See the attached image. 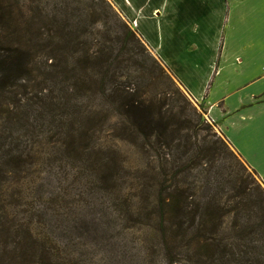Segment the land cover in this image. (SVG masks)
Here are the masks:
<instances>
[{
  "label": "trees",
  "instance_id": "16d2710c",
  "mask_svg": "<svg viewBox=\"0 0 264 264\" xmlns=\"http://www.w3.org/2000/svg\"><path fill=\"white\" fill-rule=\"evenodd\" d=\"M24 1L0 0V116L14 135L24 133L18 144L7 125L0 131V188L5 175L19 188V162L35 157L33 126L21 123L32 105L17 99L36 96L45 144L74 162L78 176L111 186L115 173L132 172L125 151L139 157L127 213L133 224L158 223L168 264H264L263 185L249 180V165L111 3L53 0L48 9ZM11 214L0 209V264H93L89 253L60 246L33 222L17 225ZM31 214L42 221L47 212Z\"/></svg>",
  "mask_w": 264,
  "mask_h": 264
},
{
  "label": "crops",
  "instance_id": "0c3cea01",
  "mask_svg": "<svg viewBox=\"0 0 264 264\" xmlns=\"http://www.w3.org/2000/svg\"><path fill=\"white\" fill-rule=\"evenodd\" d=\"M264 185V0H108Z\"/></svg>",
  "mask_w": 264,
  "mask_h": 264
},
{
  "label": "rangeland",
  "instance_id": "374dc122",
  "mask_svg": "<svg viewBox=\"0 0 264 264\" xmlns=\"http://www.w3.org/2000/svg\"><path fill=\"white\" fill-rule=\"evenodd\" d=\"M24 2L28 6L36 5V3L30 4L32 0ZM43 2L45 8L50 9L54 6L53 0H43ZM42 33L48 34L45 31ZM146 47L149 53L148 57L157 61L169 75L173 76L167 66L155 55L153 49ZM42 54V52L39 53L41 58L38 59V67L42 66L40 65V63L42 64ZM147 64L150 68L152 67V62L148 61ZM42 69H44L43 66ZM131 71L134 74V71ZM152 72L156 75L159 73L157 70ZM121 73L125 76L131 75L130 70H122ZM135 74L137 75V73ZM35 75L40 81L41 77L38 75V71L35 72ZM177 83L194 107L201 106L193 100L179 81ZM31 93L34 91L31 90ZM31 96L28 100L25 95H22L17 99V102L25 99V105H32L31 113L23 118L21 123L23 122L25 127L30 124L33 126L34 137L29 143V148L32 149V154L35 157L24 163L19 162L21 178L15 179V182L20 181V187L15 191L9 187L8 175L3 177L0 188V209H6L7 206L12 213L11 218H14L12 221L17 225L22 222H33L37 225L40 233L51 236L54 241L59 242L60 246L64 247L68 243L71 244L70 248L72 247L74 251L80 249L82 253H89L87 259L92 258L93 264H168V255L170 254L163 244L164 236L158 230V223L154 221L150 222V225H146V222L143 221L142 224H133L127 213L131 206L129 197L132 195L130 197L132 202L135 200V187L131 188V185H136L133 172L135 170L133 169L137 168L139 157L128 150L125 151V165L127 168H131L132 172L130 175L126 171L115 173L116 177L111 186L99 181V177L90 181L87 175L80 173L78 176L74 162L65 159L60 151H55L45 144L42 131L39 128L41 121L37 118L36 112L38 100L34 98L36 96ZM201 108L204 110L203 106ZM15 115L18 116V114ZM204 116L207 118L206 114ZM8 123L6 115L0 116V131H4V127L7 125L12 129V137H15L11 141L18 143L21 139L17 140L16 137L24 136L23 130L14 135L13 127ZM112 123L107 126L112 127ZM213 131L222 136L216 127ZM202 135L206 136L207 134L204 132ZM25 140L26 137L22 138V141ZM227 160L234 159L229 156ZM241 160L244 164V160ZM238 170L243 171V168L238 165ZM246 171L245 174L250 178L249 180H255L263 185L250 166ZM22 189L23 198L18 196V192ZM118 194L120 195L119 201H116ZM120 198H127L129 201ZM39 207L47 212L42 221L39 216L37 218L31 214L33 210L37 212Z\"/></svg>",
  "mask_w": 264,
  "mask_h": 264
},
{
  "label": "built area",
  "instance_id": "2783aa9c",
  "mask_svg": "<svg viewBox=\"0 0 264 264\" xmlns=\"http://www.w3.org/2000/svg\"><path fill=\"white\" fill-rule=\"evenodd\" d=\"M209 121V120H208ZM210 122V121H209ZM211 123V122H210Z\"/></svg>",
  "mask_w": 264,
  "mask_h": 264
}]
</instances>
